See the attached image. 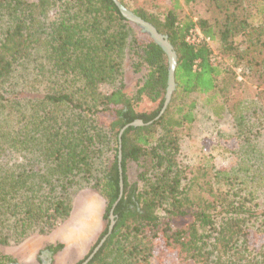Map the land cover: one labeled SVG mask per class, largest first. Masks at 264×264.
<instances>
[{
    "label": "trees",
    "instance_id": "obj_1",
    "mask_svg": "<svg viewBox=\"0 0 264 264\" xmlns=\"http://www.w3.org/2000/svg\"><path fill=\"white\" fill-rule=\"evenodd\" d=\"M131 1L118 0L127 9ZM193 1L172 0L162 17L130 10L165 35L176 56L174 90L155 119L168 56L112 0H0L1 245L51 233L82 187L106 203L97 244L118 199L120 169L114 225L87 264H150L158 249L172 264H264V207L233 174L190 177L180 153V136L194 121L195 103L186 99L209 96L215 117L224 110L213 99L227 70L209 42L218 39L231 56V37L245 22L235 13L242 0H224L230 12L219 22L181 19L178 11ZM254 1L253 20L264 21V0ZM195 29L202 39L190 43ZM126 59L141 74L133 92L123 79ZM145 101L151 110H139ZM136 119L144 124L128 127L119 143V130ZM8 263L14 260L0 254V264Z\"/></svg>",
    "mask_w": 264,
    "mask_h": 264
},
{
    "label": "rangeland",
    "instance_id": "obj_2",
    "mask_svg": "<svg viewBox=\"0 0 264 264\" xmlns=\"http://www.w3.org/2000/svg\"><path fill=\"white\" fill-rule=\"evenodd\" d=\"M223 1L194 0L178 14L181 19H190L194 23L199 19L209 23L219 22L230 12L229 8L227 10L226 6H222ZM254 2L242 0L235 10L237 20L244 19L245 22L231 37L236 46L231 56L218 39L209 42L214 58L227 70L226 76L218 81L219 90L213 99L215 105H223L224 110L219 117H215L206 104L209 96L192 94L186 99L195 103L194 121L180 136V153L187 165L186 174L190 177H198L201 181V170L205 173L220 171L224 175L233 174L238 177L237 185L241 183L240 187L253 193L252 202L264 207V47L260 42L254 44L257 39L262 41L264 38V21L253 20L256 14ZM171 4L172 0H132L126 9L130 11L141 7L162 17ZM201 39L202 35L196 29L190 30L187 36L190 43H197ZM140 76L133 72L131 61L126 59L123 64L126 89L133 92ZM152 108L153 105L145 101L139 110L149 111ZM17 161V157L11 160ZM134 176L135 167H131L130 180ZM105 207L106 203L104 210ZM102 217L101 229L84 256L75 251L66 255L64 248L51 255L45 250L46 246L60 243L51 237V233L32 234L19 244H0V254L10 257L17 264H78L93 249L104 229L106 222ZM25 241L30 243L25 244ZM253 242L258 245L259 240L253 239ZM159 253V249L156 250L150 264H172L171 258H163Z\"/></svg>",
    "mask_w": 264,
    "mask_h": 264
},
{
    "label": "clouds",
    "instance_id": "obj_3",
    "mask_svg": "<svg viewBox=\"0 0 264 264\" xmlns=\"http://www.w3.org/2000/svg\"><path fill=\"white\" fill-rule=\"evenodd\" d=\"M104 206L100 194L88 187H82L75 194L68 215L57 219L51 231V237L63 245L66 255L73 251L80 256L87 253L101 229Z\"/></svg>",
    "mask_w": 264,
    "mask_h": 264
},
{
    "label": "water",
    "instance_id": "obj_4",
    "mask_svg": "<svg viewBox=\"0 0 264 264\" xmlns=\"http://www.w3.org/2000/svg\"><path fill=\"white\" fill-rule=\"evenodd\" d=\"M115 5L117 6L119 12L121 13V15L128 20L129 22L137 25L142 32L147 33L155 43H157L167 54L168 56V61H169V69H168V86H167V90H166V94L164 97V102L163 105L159 111L158 116L155 119H158L164 112V110L166 109L172 92L174 90V69H175V65H176V56L175 53L171 47V45L169 44L167 37L161 33H159L157 31V29L150 23L142 20L140 17H137L136 15H134L131 11L127 10L126 8H124L119 2L118 0H112ZM151 123V122H149ZM148 123V124H149ZM144 123L139 120L136 119L133 122H130L126 125H124L118 133V140L120 143L121 140V136L123 134V132L130 126H142ZM120 161H121V154L120 151L118 153V163H119V167H120ZM120 172V180H119V195H118V199L117 201L121 198L122 196V188H123V184H122V178H121V170L119 169ZM117 201L113 204L112 209L110 211L109 214V224H108V228H107V233L101 237V239L98 241V243L93 247V249L90 251V253L87 255L86 258H84L82 260L81 263L79 264H87L92 257L95 255V253L99 250V248L102 246V244L105 242V240L107 239V237L110 235L112 227L114 225V215H113V207L116 205ZM8 264H17V263H8ZM48 264V263H47Z\"/></svg>",
    "mask_w": 264,
    "mask_h": 264
}]
</instances>
